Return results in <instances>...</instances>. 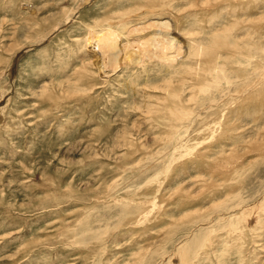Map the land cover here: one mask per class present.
<instances>
[{"label": "rangeland", "instance_id": "obj_1", "mask_svg": "<svg viewBox=\"0 0 264 264\" xmlns=\"http://www.w3.org/2000/svg\"><path fill=\"white\" fill-rule=\"evenodd\" d=\"M0 264H264V0H0Z\"/></svg>", "mask_w": 264, "mask_h": 264}, {"label": "bare ground", "instance_id": "obj_2", "mask_svg": "<svg viewBox=\"0 0 264 264\" xmlns=\"http://www.w3.org/2000/svg\"><path fill=\"white\" fill-rule=\"evenodd\" d=\"M158 26L159 25L153 26V27H151V30H147V31H145V33L137 35V37H135L134 40H132V43H130V45H128V43L131 42V41L126 39L124 36L123 37L125 38V41L127 42V45L130 46L129 47L130 49L131 48L132 49L136 48L138 50L137 46H139L143 41L145 42V40L147 39L146 36H149V35H151V36L152 35H157L159 37V39H161V41H163L166 44L167 38L163 34V29L159 28ZM164 32H166V31H164ZM122 34L120 33V31L118 29L115 28V26L114 27L113 26H108L103 34L97 35V36H95L93 34L94 36L91 37L92 38V43H91V45H88V46H89V48H91L92 53H94L95 51H98L97 54L95 55V57H97V59H99V65H98L99 69H101L105 64H109V63L114 62L116 60V58H118V57H119L120 60L127 58L128 54H125L126 50H127L126 47H124L123 50L118 52L119 51L118 50V43L120 44V42H121ZM156 40H157V38H156ZM172 42H174V41H172ZM167 44H169L168 40H167ZM174 46H175V42H174ZM174 46L172 47V45H171L172 49L173 48L175 49ZM142 47H143V45H142ZM144 48H147V49H149V51H151L150 50V45H148V44ZM155 48H157V47L155 46ZM160 49H161V47H160ZM133 60L129 59V64H132ZM139 63H141V61H139ZM100 71H102V70H100Z\"/></svg>", "mask_w": 264, "mask_h": 264}]
</instances>
